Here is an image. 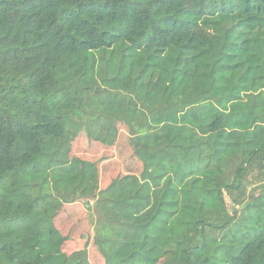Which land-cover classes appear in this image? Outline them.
Segmentation results:
<instances>
[{
    "label": "trees",
    "instance_id": "16d2710c",
    "mask_svg": "<svg viewBox=\"0 0 264 264\" xmlns=\"http://www.w3.org/2000/svg\"><path fill=\"white\" fill-rule=\"evenodd\" d=\"M0 264H264V0H0Z\"/></svg>",
    "mask_w": 264,
    "mask_h": 264
}]
</instances>
